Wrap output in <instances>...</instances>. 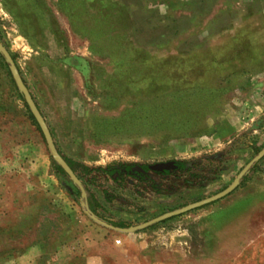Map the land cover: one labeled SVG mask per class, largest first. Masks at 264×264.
I'll list each match as a JSON object with an SVG mask.
<instances>
[{"label": "rangeland", "instance_id": "obj_1", "mask_svg": "<svg viewBox=\"0 0 264 264\" xmlns=\"http://www.w3.org/2000/svg\"><path fill=\"white\" fill-rule=\"evenodd\" d=\"M0 43L98 204L0 59V264H264V156L221 199L108 227L215 195L264 147V0H0Z\"/></svg>", "mask_w": 264, "mask_h": 264}, {"label": "water", "instance_id": "obj_2", "mask_svg": "<svg viewBox=\"0 0 264 264\" xmlns=\"http://www.w3.org/2000/svg\"><path fill=\"white\" fill-rule=\"evenodd\" d=\"M0 55L2 56L3 61L7 66L9 76H10V78L14 84V87H15L17 93L21 95V98H22L29 114L32 116L34 122L36 123V126H37V128H38V130H39V132L43 138V141H44L45 146L47 148V151L49 153L50 159L52 161H54L60 167V169L64 172V174L71 181V183L77 187L79 194H80V197L85 200V192H84L83 187L81 186L76 175L72 172L70 167L65 162L64 158L57 152V150L54 146L53 140L51 138V135L49 133V130H48L42 116L40 115L36 105L34 104L26 86L22 82V79H21V77H20V75H19V73L15 67L13 60L11 59L10 54L1 45V43H0ZM263 156H264V147L260 151H258L257 154L248 163H246L244 165V167H242L240 169V171L237 173L235 178L231 181V183L226 188H224L222 191L216 193L215 195H213L211 197L205 198V199L198 201V202L191 203L189 205L181 207L180 209L164 213V214H162V215H160L154 219H151L150 221H147L145 223H142L140 225H137V226H134V227H131L128 229L113 228L111 226H108V227L115 229L117 231L132 232L135 230L143 229V228H145V227H147L153 223L160 222L164 219L170 218L172 216L187 212L189 210L195 209V208L200 207L202 205H205V204L214 202L218 199H221L222 197L228 195L230 192H232L237 187L239 180L247 173V171L250 169V167L253 165V163H255L256 161L261 159ZM148 168L152 171L162 172V171H167L170 169H175V165L173 164V162H165V163H158V164L151 165ZM135 170L138 172H142V170L140 168H136Z\"/></svg>", "mask_w": 264, "mask_h": 264}, {"label": "trees", "instance_id": "obj_3", "mask_svg": "<svg viewBox=\"0 0 264 264\" xmlns=\"http://www.w3.org/2000/svg\"><path fill=\"white\" fill-rule=\"evenodd\" d=\"M11 56V55H10ZM0 59H1V61L3 62V64H4V67L6 68L7 66H6V64L4 63V61H3V58H2V56L0 55ZM11 59L13 60V56H11ZM8 75H9V73H8ZM23 82V81H22ZM19 95V97H20V99L22 100V98H21V95L20 94H18ZM23 101V100H22ZM23 104H24V102H23ZM24 106H25V104H24ZM25 108H26V106H25ZM27 109V108H26ZM28 111V110H27ZM28 114H29V112H28ZM29 118H30V120L32 121V123L36 126V123L34 122V120H33V118H32V116L29 114ZM37 127V126H36ZM38 129V128H37ZM64 160H65V162L67 163V165L70 167V169L72 170V172L73 173H75L76 172V169L77 168H79L80 170H82V171H86L87 169L84 167V166H82V165H80V164H77V163H75L74 161H71V160H69V159H66V158H64ZM175 164V166H180L182 163H174ZM50 165H51V167H52V169H53V171L58 175V176H60V177H66V175L64 174V172L60 169V167L54 162V161H52L51 159H50ZM120 168L121 169H123L124 171H126L127 173H130L131 172V168H132V166H130V165H121L120 166ZM142 169H145V167H141ZM117 169L118 168H104V169H102V172L104 173V174H106V175H108V176H112V175H117L118 173H117ZM165 172V171H164ZM138 175H140L139 173H138ZM244 178V176L239 180V183L242 181V179ZM73 187L75 188V190L76 191H78V189H77V187L75 186V185H73ZM84 189V192H85V202H86V206H87V210L93 215V216H95L96 218H98V216L96 215V208L98 207V204L94 201V199H93V197H92V195L85 189V188H83ZM110 226H113V227H116V228H121V224H118V223H108Z\"/></svg>", "mask_w": 264, "mask_h": 264}, {"label": "flooded vegetation", "instance_id": "obj_4", "mask_svg": "<svg viewBox=\"0 0 264 264\" xmlns=\"http://www.w3.org/2000/svg\"><path fill=\"white\" fill-rule=\"evenodd\" d=\"M176 168H177V166H175ZM141 170H142V172L141 173H145L146 171H145V169H142L141 168ZM122 171H124V170H122ZM126 172V171H125ZM131 172L133 173H139L140 174V172H137L135 169H133V168H131ZM162 172H164V171H162Z\"/></svg>", "mask_w": 264, "mask_h": 264}]
</instances>
